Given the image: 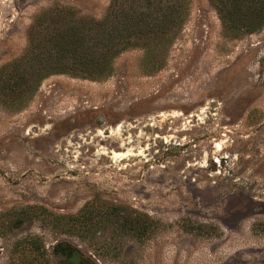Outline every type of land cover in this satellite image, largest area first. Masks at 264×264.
Listing matches in <instances>:
<instances>
[{"label": "rangeland", "instance_id": "obj_1", "mask_svg": "<svg viewBox=\"0 0 264 264\" xmlns=\"http://www.w3.org/2000/svg\"><path fill=\"white\" fill-rule=\"evenodd\" d=\"M110 1L0 0V67L42 12ZM180 1L170 42L107 76L49 75L21 107L0 93V264H264V26Z\"/></svg>", "mask_w": 264, "mask_h": 264}, {"label": "trees", "instance_id": "obj_2", "mask_svg": "<svg viewBox=\"0 0 264 264\" xmlns=\"http://www.w3.org/2000/svg\"><path fill=\"white\" fill-rule=\"evenodd\" d=\"M156 1L160 0H111L100 19L56 13L55 19L43 28L39 27L42 12L28 29L22 54L0 67V93L4 100L21 107L49 75L100 79L111 72L113 58L126 48L148 49L152 43L170 42L183 23V4L180 0H167L159 8L133 7ZM209 2L224 29L253 33L264 26V0Z\"/></svg>", "mask_w": 264, "mask_h": 264}]
</instances>
